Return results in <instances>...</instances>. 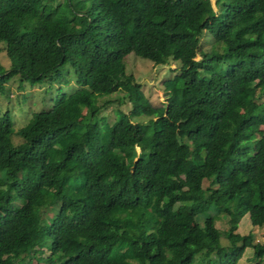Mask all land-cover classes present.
I'll return each instance as SVG.
<instances>
[{
    "label": "trees",
    "instance_id": "16d2710c",
    "mask_svg": "<svg viewBox=\"0 0 264 264\" xmlns=\"http://www.w3.org/2000/svg\"><path fill=\"white\" fill-rule=\"evenodd\" d=\"M0 43V98L76 84L0 114V264H264V0H0ZM127 53L177 64L162 104Z\"/></svg>",
    "mask_w": 264,
    "mask_h": 264
},
{
    "label": "rangeland",
    "instance_id": "374dc122",
    "mask_svg": "<svg viewBox=\"0 0 264 264\" xmlns=\"http://www.w3.org/2000/svg\"><path fill=\"white\" fill-rule=\"evenodd\" d=\"M213 4V0H210ZM1 44V43H0ZM2 45V44H1ZM198 58V55L195 57ZM125 60V73L132 74L134 81L139 83L144 94L150 99V101L155 105H160L164 102L163 87L172 83V76L174 74V68L177 64L172 61L165 62L164 64H154L148 59L133 55L132 53H127L124 57ZM0 62L3 66H7L9 61L6 58L3 51L0 52ZM74 75L70 76V82L67 84H52L50 87L47 86H34V87H24L22 90L16 89L15 80L11 79L8 82L9 93L8 96L11 98V102L6 101L4 98H0V114L5 110H8L11 115L14 116L19 123L24 122L26 116L31 111H38L42 108H46L52 98L60 92H68L73 86ZM28 92L25 94V92ZM21 94V95H20ZM120 94V93H118ZM20 97L17 99L16 96ZM115 95V94H114ZM112 95L108 96H95V102L102 100L104 98H110ZM24 98V101L22 98ZM116 96L111 97L115 99ZM8 102V103H7ZM8 105V106H6ZM129 108L128 103L123 104L120 109L127 111ZM104 115L108 122H111L114 116L113 104H109L104 109ZM264 131V126L261 127ZM210 213L214 217L215 227L219 230L221 239L224 241L226 239L224 231L230 229L234 233L245 234L248 231L251 232V239L253 242H258L261 240V228L255 226H250L247 216H242L235 225H229L227 217L222 214H217L214 210H210ZM176 221L184 222V213L182 210H178L174 214ZM197 222H201V216L196 217ZM48 251L44 250L40 255L46 257ZM236 264H256V262L251 258V249L246 248L242 256L238 259ZM263 264V263H260Z\"/></svg>",
    "mask_w": 264,
    "mask_h": 264
}]
</instances>
